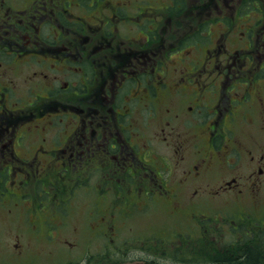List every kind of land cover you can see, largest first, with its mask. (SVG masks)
<instances>
[{
	"label": "flooded vegetation",
	"instance_id": "flooded-vegetation-1",
	"mask_svg": "<svg viewBox=\"0 0 264 264\" xmlns=\"http://www.w3.org/2000/svg\"><path fill=\"white\" fill-rule=\"evenodd\" d=\"M24 1L0 0V202L10 212L43 204L36 195L64 202L65 189L105 165L110 185L100 189H204L205 170L218 167L220 190L264 189V141L247 147L234 134L264 123V0H246L260 18L230 46L222 39L241 26L239 0H213L174 43L160 26L165 16L155 19L173 17L188 0H163L149 14L139 0ZM134 8L141 9L127 14ZM209 22L220 25L222 38L207 47L203 72L182 74L194 72L183 64L184 50H200ZM167 102L170 118L160 114ZM153 110L164 127L152 138L145 120ZM155 141L172 147V156ZM189 147L193 160L183 154L192 155Z\"/></svg>",
	"mask_w": 264,
	"mask_h": 264
},
{
	"label": "rangeland",
	"instance_id": "rangeland-1",
	"mask_svg": "<svg viewBox=\"0 0 264 264\" xmlns=\"http://www.w3.org/2000/svg\"><path fill=\"white\" fill-rule=\"evenodd\" d=\"M131 1L138 4V0ZM139 1L145 3L142 8L149 6L143 11L149 14L154 13L163 0ZM201 2L207 5L202 7ZM23 3L24 0H17V6ZM26 3L29 4V0ZM229 3L232 4L231 0ZM187 4L173 17L165 12L156 16L157 22L165 16L160 26L168 33L164 35L168 43L177 42L181 35L199 25L198 11H207L213 0H188ZM236 5L240 6L238 20L241 26L230 34L224 30L222 40L228 46L238 43L244 36L243 31H239L245 24L254 25L260 18L258 9L249 7L246 0H239ZM140 9H129L127 14L134 16ZM172 18L179 23L174 24ZM262 22L264 16L259 24ZM222 31L219 24L211 22L202 27L200 50L191 56L184 50L183 64L195 73L183 70L184 67L180 69L182 74L196 76L203 72L207 47L216 45V37L222 38ZM166 63L180 68L173 61L166 60ZM258 100L264 108V98ZM257 104L255 102L254 106ZM168 106L169 102L160 109L161 117L165 110V117H171ZM259 111L264 122V110ZM148 114L145 110V115ZM242 114L243 110L240 116ZM154 115L153 110L150 118L145 120L146 132L152 138L164 127L159 126ZM263 126L264 123L259 127L246 125L236 128L234 134L238 133L247 147L261 144L264 141ZM152 145L156 150L166 152L167 157L173 154L172 147L168 150L165 143L162 146L155 141ZM189 152L192 155L183 154L188 155L189 160L195 159V148L189 147ZM97 164L103 166L105 161L99 160ZM89 166L93 167V162ZM106 168L105 165L103 170H91L75 189H65L62 193L66 198L64 202L57 203L53 199L55 194L36 195L34 200L43 201V204L33 202L32 209L23 215L19 208L27 207L28 203L16 208V212H10L5 201L0 202V264H194V260L181 261L180 257L198 256L200 247L212 251L230 247L240 239L252 242L264 239L258 238L264 233V189L220 190L216 181L219 167L214 173L205 170L208 185L204 189L185 184L183 189H169L162 194L158 189H100L102 185H110ZM131 208L133 210H128ZM177 255L178 259L175 258Z\"/></svg>",
	"mask_w": 264,
	"mask_h": 264
},
{
	"label": "trees",
	"instance_id": "trees-1",
	"mask_svg": "<svg viewBox=\"0 0 264 264\" xmlns=\"http://www.w3.org/2000/svg\"><path fill=\"white\" fill-rule=\"evenodd\" d=\"M258 238L261 237L258 236ZM256 242L240 239L230 247L214 248L212 251L200 247V250L197 251L199 252L198 256L189 257V259L180 257V260H194V264H263L264 248H261V245H255ZM205 254L207 256H202ZM175 258L178 259L179 256L177 255Z\"/></svg>",
	"mask_w": 264,
	"mask_h": 264
}]
</instances>
